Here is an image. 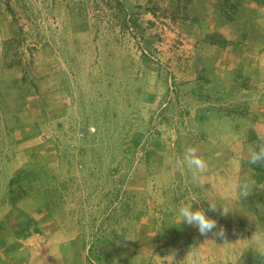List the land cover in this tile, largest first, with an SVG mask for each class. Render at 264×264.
<instances>
[{
    "label": "rangeland",
    "instance_id": "1",
    "mask_svg": "<svg viewBox=\"0 0 264 264\" xmlns=\"http://www.w3.org/2000/svg\"><path fill=\"white\" fill-rule=\"evenodd\" d=\"M118 3L0 0V264H250L249 254L264 264V242L252 239L264 234V166L255 171L247 151L264 138V76L251 101H215L242 136L236 182L259 183L220 204L230 216L218 208L207 236L189 225L180 233L182 202L210 212L175 164L191 139L155 163L169 166L181 195L158 203L151 158L174 101H141L129 88L152 53ZM250 3L260 9L250 42L264 51V0Z\"/></svg>",
    "mask_w": 264,
    "mask_h": 264
},
{
    "label": "crops",
    "instance_id": "2",
    "mask_svg": "<svg viewBox=\"0 0 264 264\" xmlns=\"http://www.w3.org/2000/svg\"><path fill=\"white\" fill-rule=\"evenodd\" d=\"M121 2L128 20L143 32L144 42L152 53L145 51L149 58L143 60L148 63L136 69V79L130 81L129 88L140 89L137 98L141 101H174L160 123L164 148L155 150L151 158L154 168L151 184H155L158 203L181 202L180 185L173 184L169 166L157 164L156 167L155 163L165 162L162 159L165 151L178 150L184 137L191 139V146H198L199 155L208 163L203 182L194 183L193 192L198 200L207 205L208 211V201H215L218 206L235 202L239 183L236 173L241 162L235 148L242 136L237 132L233 116L225 110L219 111L215 101H222V93L224 100L232 103L251 101L252 90L263 85V46L253 48L250 42V16L260 10L258 4L245 5L236 19L229 21L223 17L218 0H193L187 10L188 19L182 18V12L175 15L180 6L178 0ZM210 35H217L219 40L210 41L207 37ZM59 83L55 84L57 91L61 90ZM173 109L176 112L171 114ZM241 143L244 145L243 139ZM192 195L190 199L194 200ZM207 215L218 216L211 211ZM173 224L180 233L187 232V224L180 225L177 218Z\"/></svg>",
    "mask_w": 264,
    "mask_h": 264
},
{
    "label": "clouds",
    "instance_id": "3",
    "mask_svg": "<svg viewBox=\"0 0 264 264\" xmlns=\"http://www.w3.org/2000/svg\"><path fill=\"white\" fill-rule=\"evenodd\" d=\"M248 157L249 164L251 165H262L264 166V138H258L257 142H253L248 146ZM175 164L180 169H186L191 173L194 181L202 183L205 177V174L208 171V163L203 156L199 155L198 146H189L187 147L182 156L179 157ZM255 184L254 180H244L240 182L237 186L238 195L240 198L246 199L250 195V190ZM193 203H181L180 207L177 209V219L182 224H187L198 229L201 236H207L209 233L213 232L217 228V221L215 219H210L206 214L203 208L198 210H193ZM209 211L216 212L219 209H222L221 215L227 216L230 211L225 206H218L215 201H208ZM225 234L224 228H220L215 235L223 237ZM264 242V234L256 233L253 238ZM191 255L189 252L188 256ZM261 255H264V252H261ZM187 256V257H188ZM174 259L173 256H169Z\"/></svg>",
    "mask_w": 264,
    "mask_h": 264
},
{
    "label": "trees",
    "instance_id": "4",
    "mask_svg": "<svg viewBox=\"0 0 264 264\" xmlns=\"http://www.w3.org/2000/svg\"><path fill=\"white\" fill-rule=\"evenodd\" d=\"M179 1V8L177 9L175 15L180 14V12H182V18L183 19H188L189 13H187V10L190 6V4L193 2V0H178ZM220 3V11L223 15V17L229 21H234L236 19L237 14L239 13V11L247 4L249 3V0H218ZM106 2V1H104ZM119 10L120 12H122V10L124 11V13L127 15L124 7L122 4H119ZM127 18V17H126ZM177 16H175L173 18V20H177ZM127 22H129V20H126V24ZM209 38L210 41H218L219 37L217 35H210L207 36ZM223 42V41H221ZM226 42H224L223 44H225ZM256 142L258 141V138L255 137ZM256 166V165H255ZM258 167H255V171H258ZM254 181L255 183H259L260 180L256 179V176L254 177ZM247 259H248V263L250 264H260L261 260L258 259V257L255 258V255L249 254L247 255ZM260 261V262H259Z\"/></svg>",
    "mask_w": 264,
    "mask_h": 264
}]
</instances>
